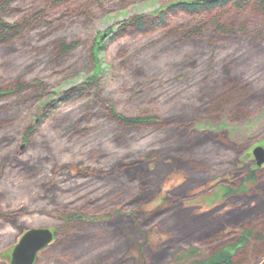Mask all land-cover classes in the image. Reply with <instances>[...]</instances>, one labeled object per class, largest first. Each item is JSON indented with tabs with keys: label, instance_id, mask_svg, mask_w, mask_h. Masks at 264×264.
<instances>
[{
	"label": "rangeland",
	"instance_id": "obj_1",
	"mask_svg": "<svg viewBox=\"0 0 264 264\" xmlns=\"http://www.w3.org/2000/svg\"><path fill=\"white\" fill-rule=\"evenodd\" d=\"M179 1L188 0H76L74 5L80 6L78 10H83L82 13L69 15L65 9L49 11L53 17L48 26L26 31L12 43L8 53L0 54V89L10 77L17 75L44 85L39 102L36 97L0 112V122H11L7 134L0 133L3 140L0 143V214L18 215V225L24 226V232L30 228L58 229L61 222L54 213L57 202L72 204V209L89 202L87 206H93V201L102 205L113 186L112 181L92 177L69 180L65 175L69 169L59 170V164L73 167L84 162L106 169L118 159L139 157L157 149L164 138L160 132L141 129L126 141L128 146L117 147L112 142L114 123L108 117L95 115L101 112L99 107L89 110L88 100L51 108L62 94L82 84L93 73L90 52L97 37L105 42V50L97 54L102 65L101 95L122 113L151 112L163 117L174 107L203 106L221 92L227 74L235 77L246 92H256L260 98V93H264V42L252 34L241 40L216 39L207 44L205 33L203 42L185 45L177 43L175 38L167 39L163 31L148 36L116 35L131 17L154 15ZM47 2L14 0L11 8L15 11L5 19L15 22L33 7L48 8ZM182 24L187 29L193 23ZM53 39L76 42L78 46L63 59L54 60L48 57L50 49H45ZM262 96L259 103L246 105L242 120H231V107L226 106L219 119H202L196 123L198 130L224 132L233 145L249 151L237 154L232 144L228 149L218 141L194 148L189 157L204 170L203 178L209 182L187 201L189 204L208 209L221 203L228 184L226 179L231 180V174L242 167V162L251 160L252 149L264 141ZM15 101L10 97L0 102V107ZM47 110H50L49 117H44ZM30 123L36 127V134L27 142L21 133ZM248 152L251 156H247ZM49 153L57 161L56 165L48 161ZM3 156L7 160L2 161ZM15 156L28 160L33 168L27 173L20 171L14 167ZM51 182L57 184L58 190L48 188ZM41 186H45L44 190ZM22 235L0 219V264H9L13 247ZM108 238H103L107 244ZM146 240L147 237L138 246L144 248ZM194 249L201 256L206 252L196 243L176 245L168 264H185L181 259L189 253L192 256ZM44 250L38 254L37 264H47L46 255H41Z\"/></svg>",
	"mask_w": 264,
	"mask_h": 264
},
{
	"label": "trees",
	"instance_id": "obj_2",
	"mask_svg": "<svg viewBox=\"0 0 264 264\" xmlns=\"http://www.w3.org/2000/svg\"><path fill=\"white\" fill-rule=\"evenodd\" d=\"M13 1L0 0V54L8 53L12 43L26 31L48 26L52 22L51 11L65 9L69 15L83 12L78 10L80 6L74 5L76 0H48V8L33 7L11 23L5 18L15 11L11 8ZM184 21L193 24L184 29ZM156 31H163L167 39L175 38L181 45L203 42L205 33L207 44L216 39L241 40L249 34L264 42V0L179 1L154 15L131 17L116 35L148 36ZM100 41L102 37L95 39L90 52L93 73L82 84L62 94L51 108L88 100L89 110L99 107L102 110L95 115L108 117L114 123L112 142L117 147L128 146L126 141L141 129L160 132L164 138L157 149L139 157L118 159L106 169L84 162L73 167L58 165L59 170L69 169L67 174L61 172L69 180L92 177L112 181L113 186L102 205L93 201V206L88 207L89 202L72 209V204L56 203L54 213L61 225L53 230V243L41 253L46 255L47 264H168L176 245L192 243L204 247L206 252L201 256L194 249L192 256L189 253L181 259L185 264H264V166L258 167L252 157L247 163L242 162V167L231 174L232 179H226L228 184L221 203L205 209L187 202L209 182L203 178L204 170L189 157L194 148L208 141H218L228 149L232 144L224 132L198 130L196 123L202 119H219L226 106L231 107V120H242L246 105L259 103L264 93L259 98L256 92H246L235 77L227 74L221 92L203 106L174 107L163 117L151 112L122 113L101 95L102 65L97 54L105 50V42ZM77 46L76 42L53 39L45 49H50L48 57L55 60L63 59ZM43 89V84L27 80L24 75L10 77L0 89V102L10 97L17 101L3 105L0 112L36 97L39 102ZM49 111L44 117H49ZM10 123L0 122V133L8 132ZM35 129L31 123L26 125L22 138L30 142ZM232 149L237 154L249 151L236 144ZM247 156L251 154L248 152ZM48 161L51 165L57 163L51 154ZM13 163L26 173L33 168L28 160L16 159V156ZM50 184L49 189L58 190L55 182ZM41 188L44 190L45 186ZM0 219L24 233V226L18 225V215L1 213ZM104 236H109L108 244ZM146 237L145 247L138 246ZM38 260L39 257L35 264Z\"/></svg>",
	"mask_w": 264,
	"mask_h": 264
},
{
	"label": "water",
	"instance_id": "obj_3",
	"mask_svg": "<svg viewBox=\"0 0 264 264\" xmlns=\"http://www.w3.org/2000/svg\"><path fill=\"white\" fill-rule=\"evenodd\" d=\"M203 3H213L217 0H198ZM252 158L258 167L264 165V144H258L252 149ZM55 232L49 228H30L26 230L14 245L9 264H35L38 254L51 245Z\"/></svg>",
	"mask_w": 264,
	"mask_h": 264
}]
</instances>
